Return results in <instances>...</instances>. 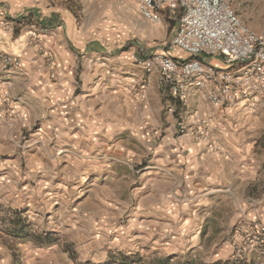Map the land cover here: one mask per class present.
<instances>
[{"label":"rangeland","instance_id":"1","mask_svg":"<svg viewBox=\"0 0 264 264\" xmlns=\"http://www.w3.org/2000/svg\"><path fill=\"white\" fill-rule=\"evenodd\" d=\"M106 1L114 2V8H109ZM72 2L75 4L67 10L74 12L77 30L88 29L83 37H71L76 46L93 44L108 47L113 53L134 48L137 52L146 42L147 38L123 19L121 9L126 12L127 3ZM229 2L244 24L264 33V0ZM151 25L157 28L153 36L158 44L168 39L165 26L159 22ZM176 50L179 51H173ZM9 54L20 61L17 55ZM48 56H45L47 60ZM126 73L129 78L135 77L131 68ZM4 75L0 73V83ZM133 86L126 92L128 111L118 114L111 108L107 124L87 123L77 136L76 130L71 129V137H76L77 144L64 142L63 138L70 136L69 131L57 133L50 125L43 134L39 121L20 131L16 140L21 146L30 144L32 139L44 138L42 151L54 154L57 161L38 180L31 177L32 169L25 168L22 162L14 197L0 199V264H118L123 256L136 253L144 264H158L162 259L170 264L186 261L245 264V257L239 262L232 258L230 236L236 225L227 229L222 225L225 219L218 217L209 219L208 225L197 226L196 192L188 187L187 179L184 176L175 181L170 176L165 178L162 171H154L150 166L154 165L155 156L164 151L166 141L174 144L190 133L195 143L203 141L201 152L214 151L216 121L227 122L232 133L246 131L250 127L247 124L256 122L258 126L252 134L227 138L235 146L229 145V154L239 157L238 173L233 180L238 201H243L240 205L251 201L256 204L264 175V110L236 104L215 105L223 108L222 111L230 108L233 115L223 118L215 115L214 119L208 114L202 118L187 98L182 102L158 84L148 100L140 101L134 95ZM132 106L140 107L141 111H134ZM191 118H196L192 127L186 125V119ZM172 120L176 121L174 126ZM200 127L208 132L207 140L197 135ZM73 152L78 154L76 158H64ZM250 166H257L255 180L250 183H254L252 190L241 177ZM157 204L160 210L156 213ZM164 209L169 214L161 211ZM215 209V214H222L224 218L231 211L230 205L224 202Z\"/></svg>","mask_w":264,"mask_h":264},{"label":"crops","instance_id":"2","mask_svg":"<svg viewBox=\"0 0 264 264\" xmlns=\"http://www.w3.org/2000/svg\"><path fill=\"white\" fill-rule=\"evenodd\" d=\"M72 1L87 5L104 2V0H78V2L77 0H0V21H4V28H0V52L15 54L20 60L17 67L4 69L5 66L0 59V73L5 74L0 83L1 200L14 197V186L17 187V181L21 177L19 169L22 170V162L25 168L32 169L31 177L38 180L44 177L46 171L51 170L52 162L57 161L54 160V154L42 151L41 147L46 142L44 138L32 139L30 144L21 146L16 138L22 129H28L35 121H39L43 134L50 125L49 127L57 130V133L63 134L69 131L70 136L63 138L64 142L72 141L77 144L76 137H71V129L76 130L75 136H77L87 123L107 124V116L111 108H115L118 114L129 110L126 98L129 86L134 85V95L140 101L145 98L148 100L153 93V87L158 84L157 72L144 70L133 62L132 55L145 58L158 51L167 52V44L177 26L179 10L176 13L159 11V23L167 28L169 36L166 41L158 44L153 36L154 29L157 28L151 25L156 23H151L142 17L135 1L124 0L128 5L126 12L120 8L124 14V21L135 28L140 36L143 35L147 39L139 46L137 52L134 48H130L121 51L118 49L113 53L108 47L102 48L93 44L79 47L72 41V38L78 39L88 32L87 27L77 30L74 12L69 10L75 4ZM105 3H109L107 4L109 8H114V2ZM166 19L169 21L167 22ZM32 25L46 28V35L38 44L29 43L27 40V32ZM179 51L168 52L184 57L185 53ZM48 55H52L53 65L45 58ZM210 61L223 65L219 57H213ZM130 68L135 72V77L125 76ZM51 74H54L53 78L50 77ZM143 78H145L144 84L140 85ZM133 82L138 84H132ZM139 91H143L142 97ZM12 98H17L18 101L15 102ZM187 102L198 109L197 113L202 118H206L208 114L214 119L215 115L217 118L233 115L230 113V108H224L225 110L222 111L223 108L202 101L194 93L188 95ZM132 109L141 111L138 106L136 110L134 106ZM256 117L254 118L257 119ZM186 120V125L192 127L191 124L196 118ZM171 124L174 126L176 121L172 120ZM247 125L250 127L246 131L232 133L229 132L230 127L227 122L216 121L214 131L218 145H212L214 151L209 150V152H201L200 142L203 141L195 143L190 133L174 141V144L166 141L164 151L155 156L154 165L150 166L154 171H162L165 178L170 176L175 181L179 176H184L187 179L188 187L196 192V225L199 227L208 225L209 219L218 217L225 219L222 225L227 229L247 220L264 221V175L259 186L260 197L255 201L256 204L251 201L240 205L243 201L239 203L237 187L233 183L238 173L239 157L230 155L227 150L230 148L229 145L235 147L227 142V138L246 137L258 126L256 122ZM90 128L92 131V127ZM172 145L176 146L172 147ZM72 156L76 158L78 154L73 152L71 156L64 158L68 160ZM61 162L64 164L66 161ZM256 170L257 166H250L246 173L243 171L241 174L245 186L250 187L251 190L254 183H250L255 180ZM189 199L188 197V201ZM222 202L230 205L231 211L227 218L222 214L220 216L215 214L216 206ZM159 208L157 204L154 211L157 213ZM161 211L169 214L167 209ZM177 212L180 211L177 209ZM210 212H213L212 215L209 214ZM244 263L264 264V255L258 252L245 254Z\"/></svg>","mask_w":264,"mask_h":264},{"label":"built area","instance_id":"3","mask_svg":"<svg viewBox=\"0 0 264 264\" xmlns=\"http://www.w3.org/2000/svg\"><path fill=\"white\" fill-rule=\"evenodd\" d=\"M120 4L124 0H114ZM142 17L160 21L159 11H180L175 33L167 50L179 49V57L158 51L148 57L132 55L134 63L147 72H157L158 85L180 101L190 93L214 105H242L264 110V33L249 28L240 19L229 0H133ZM0 21V28H4ZM46 28L32 25L29 43L38 44ZM219 57L223 65L210 61ZM5 67H17L15 56L0 52ZM53 65V58L48 56ZM51 78L54 74L50 75ZM143 96V91H139ZM203 140L209 138L205 127L196 130ZM232 258L239 262L245 254L264 255V221L247 220L233 228L230 236Z\"/></svg>","mask_w":264,"mask_h":264},{"label":"trees","instance_id":"4","mask_svg":"<svg viewBox=\"0 0 264 264\" xmlns=\"http://www.w3.org/2000/svg\"><path fill=\"white\" fill-rule=\"evenodd\" d=\"M118 264H144L139 254H133L131 256H123L121 261H118ZM158 264H170L167 259H162L158 262ZM181 264H195L193 261H186ZM213 264H218L215 262Z\"/></svg>","mask_w":264,"mask_h":264}]
</instances>
